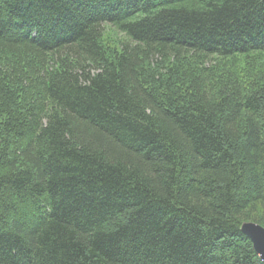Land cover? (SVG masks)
<instances>
[{"label": "trees", "instance_id": "obj_1", "mask_svg": "<svg viewBox=\"0 0 264 264\" xmlns=\"http://www.w3.org/2000/svg\"><path fill=\"white\" fill-rule=\"evenodd\" d=\"M244 222L264 0H0V264H264Z\"/></svg>", "mask_w": 264, "mask_h": 264}, {"label": "water", "instance_id": "obj_2", "mask_svg": "<svg viewBox=\"0 0 264 264\" xmlns=\"http://www.w3.org/2000/svg\"><path fill=\"white\" fill-rule=\"evenodd\" d=\"M241 229L251 240L255 251L264 262V227L255 222H244Z\"/></svg>", "mask_w": 264, "mask_h": 264}, {"label": "rangeland", "instance_id": "obj_3", "mask_svg": "<svg viewBox=\"0 0 264 264\" xmlns=\"http://www.w3.org/2000/svg\"><path fill=\"white\" fill-rule=\"evenodd\" d=\"M107 29V27H105ZM110 32V35L113 36V37H116L117 35H119V33H117L116 31L114 30H107Z\"/></svg>", "mask_w": 264, "mask_h": 264}]
</instances>
